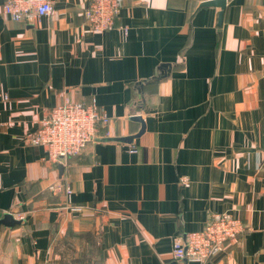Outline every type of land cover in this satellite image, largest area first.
Segmentation results:
<instances>
[{
  "label": "crops",
  "instance_id": "0c3cea01",
  "mask_svg": "<svg viewBox=\"0 0 264 264\" xmlns=\"http://www.w3.org/2000/svg\"><path fill=\"white\" fill-rule=\"evenodd\" d=\"M207 1L123 0L98 33L91 0L39 23L0 0V264H178L176 240L191 264H264V0H228L221 22ZM66 99L110 123L53 163L30 139ZM213 214L240 231L209 255Z\"/></svg>",
  "mask_w": 264,
  "mask_h": 264
},
{
  "label": "built area",
  "instance_id": "2783aa9c",
  "mask_svg": "<svg viewBox=\"0 0 264 264\" xmlns=\"http://www.w3.org/2000/svg\"><path fill=\"white\" fill-rule=\"evenodd\" d=\"M228 1V0H227ZM123 0H91L84 16L91 30L98 33L114 30L115 20L122 8ZM53 0H4L2 12L16 22L39 23L42 18L53 12ZM128 33L126 27L121 28ZM110 119L102 112L97 103L84 104L66 99L62 104L50 110L40 123L37 132L30 141L35 146L46 149L53 163H66L68 159L82 152L92 143L99 128H107ZM109 132L105 137H109ZM132 152L136 149L132 148ZM50 192L64 191L72 193L68 183L51 185ZM80 211L81 207L73 208ZM238 221L228 214H213L206 231L209 255H215L224 248V243L239 233ZM178 264L203 263L204 255L188 249L180 240H176L172 252Z\"/></svg>",
  "mask_w": 264,
  "mask_h": 264
},
{
  "label": "water",
  "instance_id": "95a60500",
  "mask_svg": "<svg viewBox=\"0 0 264 264\" xmlns=\"http://www.w3.org/2000/svg\"><path fill=\"white\" fill-rule=\"evenodd\" d=\"M226 3H227V0H209L207 2H204L201 6L202 7H218L221 9V12H220V22L222 20V17H223V13H224V10H225V7H226ZM62 170V168H61Z\"/></svg>",
  "mask_w": 264,
  "mask_h": 264
}]
</instances>
